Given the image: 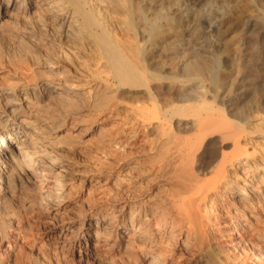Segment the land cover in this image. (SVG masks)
<instances>
[{
    "label": "bare ground",
    "instance_id": "6f19581e",
    "mask_svg": "<svg viewBox=\"0 0 264 264\" xmlns=\"http://www.w3.org/2000/svg\"><path fill=\"white\" fill-rule=\"evenodd\" d=\"M203 1L0 0L1 221L13 206L33 216L59 204L76 183H88L89 175L78 171L75 179L68 160L54 153L58 142L46 133L54 118L40 105L56 97L61 118L80 111L72 70L81 58L93 74L90 88L103 94L93 95L92 111L102 115L111 109L104 105L119 106L121 90L140 92L129 105V131L141 139L139 149L117 157L113 189H103L99 200L87 193L85 208L58 223L52 243L58 254L70 250L78 262L102 264H179L182 256L173 252H182L192 263L206 256L221 264L206 242L219 217L230 221L223 232L229 247L264 246L263 60L248 70L254 81L236 82L232 97L224 98L200 77L204 55H182L179 62L175 49L163 55L166 43L195 25L198 48L220 53L212 89L220 66L233 67L235 53L224 56L223 39L239 0Z\"/></svg>",
    "mask_w": 264,
    "mask_h": 264
},
{
    "label": "rangeland",
    "instance_id": "374dc122",
    "mask_svg": "<svg viewBox=\"0 0 264 264\" xmlns=\"http://www.w3.org/2000/svg\"><path fill=\"white\" fill-rule=\"evenodd\" d=\"M205 1L206 0H204L201 4L205 3ZM234 5L237 6V7L233 6L232 3L233 6L232 9L235 15L234 17H231L230 23L225 27L226 29L224 28L225 33L226 32L227 33L225 34L223 43L225 42L226 44L224 56L229 55L232 58V55L234 56L235 53V56L233 57L234 58L233 60L235 61H232L233 67L229 69L220 66V69L217 72V79L213 89L212 86H210L211 85L210 77L212 75L213 70L216 67L217 60L220 58L219 57L220 53L215 51L210 53L208 50L204 48H203L204 50H200L198 48L199 46L193 42L192 40L193 37H191L192 30H194L195 27L193 23H192L194 25L193 28L191 26L192 24L190 25L192 30L191 29L186 31L182 30L180 32V35H176L182 38L181 42H175L176 41L175 39L178 38L175 37L173 38L174 43H172L173 39L171 40L172 42L169 41V44L166 43V45H169L168 47L170 48H167V46L165 45L166 49L168 50L165 49L164 52L166 51V53L163 54L164 56L165 55L169 56L172 54L173 49L177 50L179 53L178 62L179 60L182 59L183 56L188 57L190 54L192 55V53L193 55L198 54L200 57L201 55L202 57L204 55L205 58L203 57L204 59L202 60L203 62L201 61V63H203L205 70L203 75H201L200 77H202L203 83L206 84L205 86L211 89V91H213L214 93L216 92L219 93L217 95L224 98L232 97L233 89L236 88V85H239L238 83H240V80L241 81L245 80L243 83H246L247 80L250 81V82L248 81L249 83H251V81H254L255 80L254 73L248 70H253L254 68L253 66L255 65V63H257L258 61L259 63H261L260 61L261 59L263 60L262 62H264V57H263L264 56L263 55L264 54V0H250V1L247 0L246 2L245 0H239L238 2H235ZM190 38L192 42L188 40ZM180 57L181 59H179ZM258 57L261 59L259 60ZM80 59L81 58H78V61L81 62L76 61L74 65L73 70L75 72L72 70L73 74L74 73L77 74L76 76L77 77L76 82H78L77 87H80L77 88L76 91L82 94V96L80 95L81 97L75 100L77 105L78 106L80 105L79 106L80 111L74 114L72 113L70 116H68V118L67 117L61 118V116H64V112H63L64 109L63 110L62 108L59 109L58 103L55 102L57 100L56 97H55L56 100L54 98H53L54 100L53 99L49 100L51 102L52 101L55 102V106L54 103L47 102L48 100H45L46 102L44 101L43 103L41 102L40 105L45 106L44 109L45 112L50 110L48 111L50 112L48 113L49 115L48 114L47 115L51 117L53 116L52 118H54L51 121L52 124L50 123L48 125L53 129L50 128V130L46 131L47 135L49 136V139L51 138L50 140H52L54 143L58 142L57 144L55 143L56 146H55V151L53 150L54 153L57 154L58 158H61L60 160L63 159H64L63 161L68 160L66 161V163H68L69 170L70 172H72L71 174L72 176L75 177V179H77V177L75 176L74 173L76 172L78 173V171L79 172L81 171L82 173L89 175L88 183L84 184L83 186L79 183H76L74 187H76L77 189L75 188L73 189V191L71 190L68 193L69 197L65 195L66 197L64 196V198L66 200L65 199L62 200L61 202H59V204L58 202H53V205H51L52 207L50 206L51 208L49 207V209L47 210L41 209L43 211L41 212L39 211L40 213L37 212L33 216L29 212H28L29 214H27V212L19 213V211H16L14 209V206L10 204L11 206H13L12 207L13 214L9 213V215L11 216L14 215L12 216L13 220L12 218L9 219L11 217L9 215L8 218L7 217L2 218L3 221H1L0 219V222H3L4 224L3 227L0 229V234H1L0 264H51V263L52 264H102L100 262L94 261L92 258L89 260L84 259L78 262L77 261L78 259L75 256L70 255L71 252L70 250L65 255L58 254V252L52 247L53 241L57 239L56 237L57 235L54 233V231L57 228L58 223H60L64 218H66L69 215L75 214V212L78 213L85 208V203H86L85 199L87 193L89 194L91 192L89 195H91V197H93L94 199L99 200L100 198L98 197H101V193L103 189H105L106 187L113 189L114 187L112 185L113 180L118 176V172H119L118 158L121 157L120 153H122L123 150L124 152L125 151L133 152L135 149H139L137 146L141 138L137 137L134 133L129 131L132 130L133 128V127L131 128V126L134 125V123L132 124L133 119L131 118H133V114H130L131 109L129 105H131L132 102L136 100V99L134 100L136 96L139 97V95L141 94L139 91H135V90H130V89H127V91L121 90V92L118 93L119 95L117 94V100L118 98L120 100V101L118 100L119 101L118 105L120 104L119 106L113 109L110 105H104L105 107L109 106L111 109L105 111L104 113H101L102 115H99L100 114L98 110L99 108H96V110L94 108V111H92L93 109L91 110L90 106L91 104H93L92 102L94 98L93 95L95 94L97 96L98 95L102 96L103 94L101 95L100 91L96 92L93 91L92 88H90L91 79L93 76L92 71L87 69L88 70L87 73V71L81 66L83 64V59L81 60ZM157 61L159 63V60L156 58L155 62L157 63ZM253 61L255 62L253 63ZM166 63L175 65V63H177V60L175 62L173 61L172 63L171 61L169 62L167 61ZM213 63L215 66H212ZM259 63H257L256 65H259ZM261 64L264 65V63ZM167 70L166 72L169 71ZM78 71L79 73H77ZM246 71H248L249 73H246ZM79 74H81V77ZM208 79L210 81H208ZM194 83H197V81H195ZM218 85H220L219 88ZM121 97L124 98L123 101L125 100L124 105L121 100L122 99ZM47 103H49L50 105H48ZM46 106H48L47 107L48 109H46ZM127 107H129L130 111L127 109ZM85 134H86V138H84ZM147 139H151V137ZM135 141L138 142L136 143ZM85 189L86 191H84ZM55 204L58 205L56 206ZM18 213L21 215H19ZM22 213L25 214V216H23ZM116 215H118V212L114 213V217H116ZM19 217L20 219H22V221L19 219ZM30 219L33 221H30ZM16 221L20 223L19 227L14 226ZM30 222L31 224H29ZM6 223L7 225H5ZM22 223L24 226L22 225ZM213 224L214 225H212V227L210 228L211 232L210 233L208 232L206 242L208 243L207 244L208 246L213 248V254L216 257L218 256L217 258L219 259L221 258L220 259L221 264H264V246L257 244L255 247L253 245L254 248L252 247L253 248L252 250L251 244L249 245L248 242H245L242 245V247L235 248L234 250V248L229 247V243L224 241L223 239L225 238L223 232L226 230L225 229L226 225L230 224V221L227 222V224L226 223L224 224L222 223V220L219 217ZM1 232H3V234ZM33 244H34L33 247L36 246L35 249L33 247L31 248V245ZM249 248L251 249V251L249 250ZM173 254H174L173 256H177V257L179 256V258L182 256L181 257L182 259L180 258V260L178 261L179 264H213L211 263L212 260L210 259L208 260L206 256L199 263H192L190 259H188V256H186L182 252H173ZM103 264H110V263L105 262ZM114 264H116V262Z\"/></svg>",
    "mask_w": 264,
    "mask_h": 264
}]
</instances>
